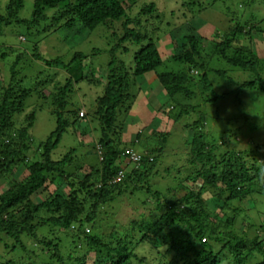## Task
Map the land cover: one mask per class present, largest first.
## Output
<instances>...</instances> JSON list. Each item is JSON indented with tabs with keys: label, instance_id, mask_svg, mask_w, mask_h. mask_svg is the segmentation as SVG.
Here are the masks:
<instances>
[{
	"label": "trees",
	"instance_id": "16d2710c",
	"mask_svg": "<svg viewBox=\"0 0 264 264\" xmlns=\"http://www.w3.org/2000/svg\"><path fill=\"white\" fill-rule=\"evenodd\" d=\"M23 2L24 0H10L7 14L0 15V30L4 25L13 23H25L31 28L43 26L45 22L50 23L53 17L55 23L62 22L68 29L79 25L92 32L104 24L113 30L112 39L119 38H116L118 43L109 50L112 59L109 62L108 81L104 95L96 101L97 108L93 113L85 110V115L80 116L85 107L72 108L75 90L72 88L71 77L66 79V85L57 84L51 89L50 95L58 97L51 109L57 118V128L50 134L42 149H38L40 158L30 159L28 154L33 147L29 141L32 139L31 131L40 105L30 102L31 111L25 108L26 100L33 92L38 99L46 98L47 95L44 88H40L38 78L31 82H34L31 87L26 84L25 78L18 79V68L28 56L26 52L17 55L16 61L9 65V81L4 84L0 82V176L8 171L16 173L23 170L21 165L27 166L29 172L21 182L0 192V233L14 238L24 253H27L25 261H7L3 264H33L30 262H36L40 255L47 257L43 253L47 247L49 260L43 264H92V250L96 252L94 264H264V224L254 223L252 220L250 222L249 210L244 206L250 199L253 203L264 202V159L259 154L260 145L252 143L248 147V144H243L240 149L232 145L222 150L223 144L215 143L208 131V118L200 114L193 123L185 126L192 131L189 175L179 185L165 188L168 191L165 193L155 184L151 183L147 187V182L150 181V176L157 174V157L167 145L170 133L160 129V124H154V127L138 130L135 140L130 142L129 139L124 140V134L115 127L120 105L128 102L123 109L130 114L134 103V100L129 99L132 98L129 93V77L142 76L164 63L156 39L151 36L150 31L144 34L141 25H144L143 16L155 13V18L159 20L157 3H144L139 11H135L138 16L134 18L129 15L128 10H134L136 6L135 3L128 6L129 0H35L33 15L25 20L19 17ZM50 10H54L53 15L48 13ZM248 26L251 27L241 22L234 25L228 31V37L218 45V55L234 66L255 68L253 61L238 56L229 57L227 54L235 37L249 35L247 32L252 28L248 29ZM220 33L223 34L224 30ZM188 38L186 50L173 57L186 63L188 71L164 72L159 74L160 82L171 97L178 93L189 96L193 91L192 71L197 69V74L201 75L199 83L203 88L199 87L202 97H207L204 102L217 101L220 96L213 98L207 94L213 87L207 71L204 74L200 72L206 69L208 57L207 50L200 41L201 36L191 34ZM144 40L147 42L143 44ZM127 42L141 44L134 56L133 73L116 56L121 46ZM36 49L35 45L33 58L43 61L49 67L70 69V65L87 59V55L80 51L72 56L70 62H64L61 58L46 59ZM128 49L129 47H125L124 51ZM6 58L7 54L2 55V59ZM6 67L5 64L3 68ZM81 79L84 78L81 76ZM187 83H190L189 86H186ZM261 84L258 80H252L242 82L240 86L264 92V85ZM168 112L170 114L167 110L166 113ZM179 113L177 116L181 117L191 112L183 106ZM70 114L74 119H71ZM96 118L101 125V136L99 144H93L92 147L97 153L98 162L91 163V172L84 180H77L66 174V167H70L78 159V150L71 148L60 160H53L51 153L59 147L69 130L73 129L74 133L80 135L88 134V128ZM177 119L178 117L175 120ZM83 124L86 126H81ZM146 129L151 131L147 133ZM150 139H156L154 144H148ZM137 144L143 149L141 164H123L122 161L128 157L127 152ZM120 171L125 176L114 183L113 180ZM49 172L57 173V180L62 178L67 181L71 192L69 195L58 193L37 204L35 196L46 188ZM198 182L200 183L194 186ZM127 191L133 194L141 191L148 193L150 198L144 204L150 208L147 215L143 214L139 220L132 219L127 228L115 222L110 223L113 225L110 235L95 231L97 225L101 226L98 216L105 212V205ZM82 195L85 197L82 198ZM210 200L219 206L220 214L215 210L216 215L213 213L208 205ZM90 205L93 210L87 213ZM256 209L258 207L253 210ZM43 212L47 215L43 216ZM87 226L91 228V232L85 230ZM42 227L50 230L58 228L68 239L71 237L72 249L67 250L65 255L60 250V243L48 241L46 237L41 238L38 229ZM25 235L34 239L32 249L22 240ZM132 241L137 246L130 248L128 243L133 244ZM79 244L84 247L79 248Z\"/></svg>",
	"mask_w": 264,
	"mask_h": 264
},
{
	"label": "rangeland",
	"instance_id": "374dc122",
	"mask_svg": "<svg viewBox=\"0 0 264 264\" xmlns=\"http://www.w3.org/2000/svg\"><path fill=\"white\" fill-rule=\"evenodd\" d=\"M34 1L24 0L19 13L20 18L27 20L32 17ZM151 1L157 3L159 20L155 18V13L147 16L142 15L144 25H141L144 34L150 31L151 36L156 39L164 63L156 70L142 76L129 77V93L132 98H128L130 101L134 100L132 110L130 114L125 112L123 107L128 105V102L124 100L126 103L123 102L120 105L118 121L115 122V127L124 134L123 139H129L130 142L135 140L138 130L154 127V124H160V129L170 133L167 145L157 157L155 164L157 174L149 177L150 181L147 182V187L152 183L158 189L168 193L167 190H164L165 188L168 187L169 189L171 186L179 185L189 175L191 167L189 143L192 138V131L186 129L185 126L193 123L200 114H204L208 118V131H210L215 143L223 144L222 150H226L232 145L240 149L244 146L243 144L255 143L260 145L259 154L264 159V92L259 89L240 86L242 82L252 80H258L262 82V86L264 85V0H129L128 6L131 3H135L136 6V10L135 8L128 10L129 15L138 16L136 12L139 11V8L144 3ZM9 2L10 0H0V15L7 14ZM53 12L54 10H50L48 13L53 15ZM238 22L251 25V27L248 26V29L252 28V30L247 32L249 35L235 37L227 54L229 57L238 56L247 61H253L255 68L234 66L226 58L218 55L220 54L218 45L228 37V31ZM43 24V26L31 28L25 23H13L4 25L0 30V67H2L0 68V82L4 84L5 81H9V65L16 61L17 55L26 52L28 56L24 58L18 68V79L25 78L26 84L31 87L35 82L34 80L38 78L40 88H44L47 95L46 98L38 99L33 92L34 94L26 100L25 109L29 112L31 111L30 102L40 105L31 131L32 139L29 141L34 147L28 153L30 159L40 158L41 154L38 149H42L50 134L57 128V118L51 109H53V102L58 97L50 95L51 89L57 84L66 85V79L71 77L73 80L72 88L75 90L72 95V108L81 107L82 109L85 107L87 112L93 113L97 108L96 101L98 97L104 95V88L108 81L109 62L112 59L109 50L118 43L116 38H119L112 39L113 30L108 29V26L104 24L92 32L79 25L73 29H68L63 26L62 22L55 23L53 17L50 23L45 22ZM223 30L224 33H220ZM191 34L201 36L200 41L207 50L206 69L200 72L204 74L207 71L208 78L213 85L207 94L213 98L216 95L220 96L217 101L204 102L207 97L206 95V98L202 97L201 88L203 87L199 83L201 75L197 74V69L192 71L194 74L191 84L193 91L191 90L192 94L189 96L178 93L171 97L160 82L159 74L164 72L188 71L186 63L175 60L173 57L175 54L186 50L185 44L189 42L188 37ZM145 42L147 40H144L143 44ZM35 45L38 53L46 59L61 58L64 62H70L72 56L79 51L85 53L87 59L82 63L70 65V69L49 67L43 61L33 58V54L36 52L34 50ZM125 47H129L128 51H124ZM140 48L141 44L127 42L116 53L118 61H123L131 73H133L135 53ZM4 54H7L6 59H2ZM5 64L7 67L3 68ZM81 76L84 79H81ZM32 81L34 82L31 84ZM183 106H186L191 113L181 117L177 116ZM167 110L170 111V114L169 112L166 113ZM70 117L74 119L72 114ZM177 117L178 119L175 120ZM81 126H86V124ZM146 131L148 133L151 130L146 129ZM88 132V134L80 132V135L74 133L73 129L69 130L65 133L59 147L51 153L53 160H60L66 156L71 148L78 150V159L72 162L70 167H66V174L72 175L77 180H84L91 172V163L98 162L97 153L92 147L93 144H99L98 139L101 136V125L98 118L94 119L92 126L88 128ZM155 140H148V144H154ZM134 149L143 152L142 147L138 144L134 146ZM122 162L123 164L128 163L127 159ZM22 168L23 170L19 172L8 171L0 176L1 193L8 190L12 184L16 185L26 178L29 174L26 169L27 166L21 165ZM58 177L57 173L49 172L46 188L35 196V203L41 204L58 193L70 194L71 189L68 182L62 178L57 180ZM199 183L194 184V186ZM81 197L84 198L85 196L82 195ZM149 198L145 191L134 194L127 191L115 201L105 205L103 209L105 212L103 211L98 216L101 220L99 222L101 226L97 225L95 231L110 235L113 230V225L110 223L114 222L127 228L129 221L132 219L139 220L143 214L147 215V211H150L148 210L150 208L144 205ZM91 202L94 201L91 200ZM259 203H253L250 199L245 202L244 206L249 210L248 220L250 222L252 220L254 223L264 224V202ZM208 205L213 209V213L220 214L219 206L212 200L208 202ZM256 207L258 209L253 210ZM87 209L86 212L89 213L93 207L90 205ZM42 215L47 214L43 212ZM85 230L91 232L89 226ZM38 232L41 234V238L46 237L48 241L54 240L56 244L60 243V250L65 255L67 250H71L73 247L71 237L68 239L66 234L58 228L53 227L50 230L42 227L38 229ZM138 233L141 236L139 231ZM22 240L26 242L29 248L34 247L33 238L25 235ZM157 243L161 244L160 241ZM128 246L133 248L137 246V243H128ZM83 247L84 245L79 244V248ZM48 251L49 248L47 247L46 252H43L47 254V257L40 255L39 262L38 259L36 262L32 260L30 263L43 264L48 261L50 255ZM90 254V263L94 264L95 250H92ZM26 255L27 253H24L14 238L6 237L4 233H0V264L7 261H14L15 263L20 260L25 261Z\"/></svg>",
	"mask_w": 264,
	"mask_h": 264
},
{
	"label": "built area",
	"instance_id": "2783aa9c",
	"mask_svg": "<svg viewBox=\"0 0 264 264\" xmlns=\"http://www.w3.org/2000/svg\"><path fill=\"white\" fill-rule=\"evenodd\" d=\"M81 116L85 115V111H81L80 113ZM128 154V159L133 163L136 164L137 166H139L141 164L142 161V157L143 155L135 150H130L127 152ZM125 176V173L123 171H120L119 175L113 180V182H118L120 180H122Z\"/></svg>",
	"mask_w": 264,
	"mask_h": 264
},
{
	"label": "clouds",
	"instance_id": "9594fccd",
	"mask_svg": "<svg viewBox=\"0 0 264 264\" xmlns=\"http://www.w3.org/2000/svg\"><path fill=\"white\" fill-rule=\"evenodd\" d=\"M82 111H85V109H83ZM81 113V112H80ZM81 116V115H80ZM133 150H135V149H133ZM136 151V150H135ZM137 152H139V153H142V152H140V151H137ZM127 161L128 162H131L129 159H128V157H127Z\"/></svg>",
	"mask_w": 264,
	"mask_h": 264
}]
</instances>
